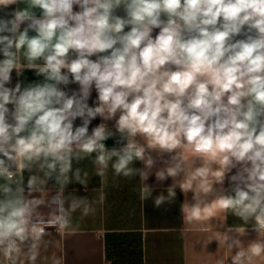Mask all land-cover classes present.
I'll use <instances>...</instances> for the list:
<instances>
[{
  "label": "clouds",
  "instance_id": "clouds-1",
  "mask_svg": "<svg viewBox=\"0 0 264 264\" xmlns=\"http://www.w3.org/2000/svg\"><path fill=\"white\" fill-rule=\"evenodd\" d=\"M0 56V264H37L94 211L67 191L84 161L101 199L111 172L157 209L178 189L188 224L239 218L218 264L264 256V0H0ZM25 69L43 80L10 87Z\"/></svg>",
  "mask_w": 264,
  "mask_h": 264
},
{
  "label": "crops",
  "instance_id": "crops-1",
  "mask_svg": "<svg viewBox=\"0 0 264 264\" xmlns=\"http://www.w3.org/2000/svg\"><path fill=\"white\" fill-rule=\"evenodd\" d=\"M18 80L26 85L42 81L43 77L27 69L17 77L14 70L9 86L14 87ZM77 87L75 84L68 86L69 89ZM95 99L93 90L90 106ZM100 122V118L94 120L90 130ZM79 123L78 119L76 124ZM113 123L108 122L110 127ZM113 143L112 139L106 142L109 147ZM136 166L141 165L137 163ZM82 167L89 172L87 191L75 182L67 191L78 189L77 195L87 196L93 201L94 211L88 215H82L79 210L74 213L73 230L57 232L50 229L54 247L47 253L41 252L37 264H53V256L60 264H218L222 260L228 261L233 254L218 238V233L226 227L242 226L239 218L229 215L226 223L222 221L223 217H218L214 221L188 224L180 212L183 196L178 189V198L174 203L157 209L151 199L142 201L139 198V177L117 178L111 172L107 178L108 186L104 189L105 198L101 199L100 180L94 175L91 164L84 161ZM28 175L24 173L25 182ZM148 183L154 184L155 177L151 176ZM170 183L169 179L156 185L154 195L164 191ZM247 228L250 234L242 237L245 244L255 239L256 235L250 231V225ZM255 264H264V256L258 258Z\"/></svg>",
  "mask_w": 264,
  "mask_h": 264
}]
</instances>
